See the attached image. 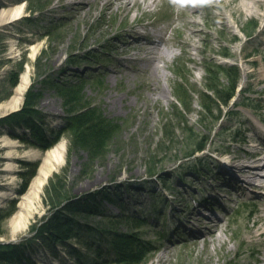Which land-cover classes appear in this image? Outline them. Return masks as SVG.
Instances as JSON below:
<instances>
[{
  "label": "rangeland",
  "instance_id": "1",
  "mask_svg": "<svg viewBox=\"0 0 264 264\" xmlns=\"http://www.w3.org/2000/svg\"><path fill=\"white\" fill-rule=\"evenodd\" d=\"M198 2L208 8L197 18L200 35L194 37L197 50H192L202 64L193 65L185 59L182 46L175 44L188 38L178 10L171 16L167 8L160 17L159 8L162 3L166 6V1L149 8V12L139 8L127 16L122 12L103 15L100 8L83 21H76V0H0V12L17 6H22L24 11L16 21L8 16L0 23V118L22 109L25 95L14 107L7 104L20 77L28 71L30 84L25 94L33 85L41 93L37 111L43 123L41 131L47 138L55 137L69 116L65 112V99L57 91L58 84L79 83L81 101L76 109L91 104L105 118L118 124L106 153L93 162L85 150L70 145L68 134L63 135L51 149L64 143V158L48 177L27 226L16 232L12 220L41 167L43 156L51 149L44 151L23 143L22 139L29 137L25 127L7 124L0 127V243L22 242L31 225L47 214L46 189L58 175L66 178L65 189L76 198L106 188H111L114 196L121 194L122 212L142 218L145 225L138 234L155 248L141 264H264V256L258 254L263 249L262 241L253 245L247 242L254 221L264 215V194L256 185L237 190L238 181L229 180L231 175L223 168L228 164L235 166L236 160L254 147L264 148V128L258 118H264V3L249 8L241 0ZM177 6L182 8L184 3ZM256 20L259 27L246 40L244 33ZM102 24L117 29L116 34L107 37L127 38L136 27L157 40L169 38L177 58L153 73L160 76L166 95L157 102L145 100L150 81L147 69L130 63L128 70L127 66L107 64L108 41L104 37L97 39ZM171 24L178 30H169ZM227 52L230 59L220 56ZM126 57L122 53L111 55L113 60L120 61H126ZM220 65L236 67L239 80L236 97L229 106H220L223 114L216 121L220 115L215 109L218 107L211 103L212 113L207 112L199 95L209 94L216 100L208 87H228L226 75L217 74ZM16 74L17 85L13 87ZM258 80L261 82L257 86ZM178 84L182 85L181 93L189 109L181 117L183 122L175 109V106L182 108L176 100ZM188 128H193L200 140L208 138L206 149L191 159L182 158L187 148ZM7 144L12 148L5 147ZM9 154L13 159L5 161ZM176 156L181 159L170 161ZM197 163L203 167L200 173L195 171ZM27 164L38 165L28 182ZM9 166L13 173L6 171ZM154 166L161 168L162 173L150 177L147 172ZM225 183L229 190L218 188ZM101 201L99 195L98 202ZM102 208L105 213L120 212L118 204L108 201H103ZM194 209L199 211V214L195 212V218ZM12 210L13 214L5 219ZM209 216L222 219L224 229L218 234L226 240V246L221 247L217 242L193 243V239L202 240L200 232L208 229L204 217ZM90 222L108 224L100 216L91 217ZM119 229L129 230L127 226ZM35 248L33 264H76V259L61 246L57 256L49 254L40 243ZM167 249L170 252H165Z\"/></svg>",
  "mask_w": 264,
  "mask_h": 264
},
{
  "label": "trees",
  "instance_id": "2",
  "mask_svg": "<svg viewBox=\"0 0 264 264\" xmlns=\"http://www.w3.org/2000/svg\"><path fill=\"white\" fill-rule=\"evenodd\" d=\"M258 26L259 24L256 22L246 30L247 33L244 34L247 38L254 35ZM221 56L223 58L230 57L228 53H223ZM23 65L22 63L21 71ZM218 70L217 74L219 72L226 75L228 87L222 89H219L218 86L208 87L209 92H213L216 100H213L209 94L199 95L201 105L207 112L212 113L211 103L218 107L215 109L220 115L215 118L216 121L223 114L221 107L229 106L236 97L239 80L238 69L233 65H220ZM17 76L16 74L13 87L17 85ZM177 86L175 91L176 100L182 108L180 110L175 106V109L181 119L183 113H188L189 109L186 98L181 93L182 85L178 84ZM34 88V85L31 86L25 94L24 105L21 110L0 118V127L7 124L27 128L30 138H23L22 142L44 151L51 149L62 139L63 135L68 134L70 145L85 150L91 162L106 153L111 139L115 136L118 124L105 118L91 104H86L82 110L78 111L76 109V104L81 101L82 88L79 83L77 85H57L59 95L65 99V112L69 116L66 119L64 128L56 132L53 138H47L45 133L41 131L43 123L37 111L41 93L35 91ZM243 106L256 109L249 104H243ZM259 118L264 122V118ZM181 122H183L182 119ZM164 126L167 128V122L164 123ZM185 133L187 148L184 151L185 157L182 158L191 159L206 149L208 138L200 140V136L194 133L193 128L186 129ZM180 159L181 156H176L170 161ZM198 161L201 163L202 159ZM202 165L198 167V163L196 164V173L202 171ZM37 167V164H27V169L30 170L26 175L27 182L34 177ZM160 173H162L161 168L154 166L148 170L147 175L154 177ZM66 182V178L58 175L50 180L46 189L47 214L31 225L28 236L24 237L22 242L14 244L0 243V264H33L31 261L37 251L35 245H38V243L54 256L59 255L58 246L65 248L66 253L71 258L76 259V264H141L145 262L146 257L155 248L138 234L145 225L142 218L138 215L122 212L124 206L119 200L121 194L118 193L114 196L111 188H106L96 194L91 193L82 198H76V196H72L70 190L65 189ZM99 195L102 196L103 201L118 204L120 212L117 214L113 212L105 213L102 208L103 201L98 202ZM155 204L157 205V202L154 203V206ZM13 212L12 210L4 218H9ZM93 216L106 219L108 224L102 222L92 224L90 219ZM121 226H127L129 230L124 232L119 229ZM29 235L31 236L29 237ZM72 242L80 246L84 252L78 246L73 245ZM89 254H91V257H89Z\"/></svg>",
  "mask_w": 264,
  "mask_h": 264
},
{
  "label": "bare ground",
  "instance_id": "3",
  "mask_svg": "<svg viewBox=\"0 0 264 264\" xmlns=\"http://www.w3.org/2000/svg\"><path fill=\"white\" fill-rule=\"evenodd\" d=\"M164 1H166V6L163 3L162 4L169 9V15L172 16L176 9L178 10L177 12L180 16L179 20L180 18L182 19L183 28L188 32L187 39L177 41L175 44L182 46L185 59L191 64H202V61L192 54V50H197L194 37H198L200 35V23L197 18L201 16L202 12H204L208 6L200 4L198 0H76V21H83L90 14H95V11L100 8L102 9L103 15L122 12L125 16H127L129 13L139 8H143L145 12H149V8L159 5V3ZM241 1L243 5L249 8L253 5H260L264 3V0ZM181 2L184 3V7L178 8L177 4ZM23 13L24 11L22 6L14 7L6 12H0V23H2L4 18L8 16L11 20L16 21ZM102 22L105 23L104 19ZM256 22L257 20L255 23ZM174 29L178 30V28L173 27L171 24L169 30ZM116 30L117 29H114L113 27H107L103 24L98 28L99 35L97 36V39L104 37L108 41L106 49L110 60L107 64L115 63L117 64V67L124 68V66L128 67V63H130L134 66H138L139 68L141 67L143 69H147L150 81L148 83L149 95H145V100L148 98L157 102L161 96L166 95V91L162 86L160 76L156 74L154 75L153 73L165 68L170 61L177 58V54L169 44V38L164 37L161 40H157L153 38L150 33L142 32L136 27L135 29H132V33L128 35L127 38L120 39L116 35L107 37L108 35H113L114 32V34H116ZM96 41L97 40H95L94 43H96ZM92 46L93 44H90V47ZM34 50L36 51V48H34ZM88 52L89 51H86V53ZM91 53L92 52H89L88 54L90 55ZM116 53L127 55L125 58L126 61L113 60L111 55ZM132 53L134 54L131 55ZM128 69L130 68H126V70ZM118 73L119 72H116V74ZM257 82V86L260 85L261 81L258 80ZM29 84L30 74L27 71L20 77V82L16 86L14 95L7 106L14 107L17 103L22 102ZM254 89H256V87H254ZM258 132L259 134L261 133L260 130ZM262 140H264V138ZM5 147H8L9 149L12 148L9 144ZM65 149V144L61 143L43 156L41 167L39 168L35 178L32 180L28 193L22 197V201L19 204V210L12 220V227L15 232L27 226L29 218L34 210H36L37 205L40 203L41 193L48 177L56 168H58L64 158ZM12 159L13 156H11V154L5 157V161H10ZM238 159L239 160H236L237 162L234 164L235 166H229V170L226 171L231 175L230 180H237L246 189H248L250 185H256L257 188L263 189L259 190V192L264 193V148L259 149L254 147L250 150L249 154H242ZM6 171L13 173L14 169L10 167ZM240 174L245 177L240 178ZM227 184L228 183H225L218 188L223 191H227L229 190L225 187ZM195 212H198L199 214L198 209H194L192 213L193 218L197 216ZM204 220L207 223L208 229L200 232V234L203 235L202 240L193 239V243L195 245H198L199 243H203V245H205V243L217 242L221 247L226 246V240L218 234L219 232L222 233L224 229L222 219L216 216H209L204 217ZM259 240L262 241L263 249L259 250L258 254L264 256V215L259 216L254 221V225L250 229L247 242L253 245ZM169 250L171 249H167L165 252H170Z\"/></svg>",
  "mask_w": 264,
  "mask_h": 264
}]
</instances>
